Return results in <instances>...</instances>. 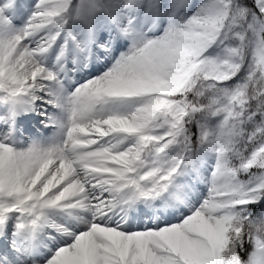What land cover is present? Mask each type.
Masks as SVG:
<instances>
[{
	"label": "snow or ice",
	"instance_id": "obj_1",
	"mask_svg": "<svg viewBox=\"0 0 264 264\" xmlns=\"http://www.w3.org/2000/svg\"><path fill=\"white\" fill-rule=\"evenodd\" d=\"M0 264H264V0H0Z\"/></svg>",
	"mask_w": 264,
	"mask_h": 264
}]
</instances>
